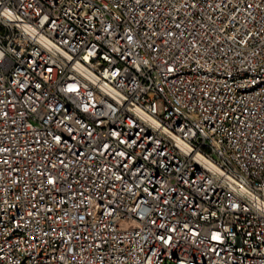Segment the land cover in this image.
Wrapping results in <instances>:
<instances>
[{"label": "built area", "instance_id": "2783aa9c", "mask_svg": "<svg viewBox=\"0 0 264 264\" xmlns=\"http://www.w3.org/2000/svg\"><path fill=\"white\" fill-rule=\"evenodd\" d=\"M264 264V0H0V264Z\"/></svg>", "mask_w": 264, "mask_h": 264}, {"label": "rangeland", "instance_id": "374dc122", "mask_svg": "<svg viewBox=\"0 0 264 264\" xmlns=\"http://www.w3.org/2000/svg\"><path fill=\"white\" fill-rule=\"evenodd\" d=\"M163 264H175V263L172 262V261H166V262H164Z\"/></svg>", "mask_w": 264, "mask_h": 264}]
</instances>
